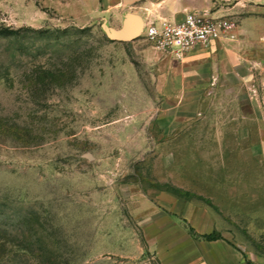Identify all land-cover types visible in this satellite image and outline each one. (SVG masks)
I'll list each match as a JSON object with an SVG mask.
<instances>
[{"label": "rangeland", "instance_id": "374dc122", "mask_svg": "<svg viewBox=\"0 0 264 264\" xmlns=\"http://www.w3.org/2000/svg\"><path fill=\"white\" fill-rule=\"evenodd\" d=\"M76 1L0 0V264H183L204 226L264 264V112Z\"/></svg>", "mask_w": 264, "mask_h": 264}, {"label": "crops", "instance_id": "0c3cea01", "mask_svg": "<svg viewBox=\"0 0 264 264\" xmlns=\"http://www.w3.org/2000/svg\"><path fill=\"white\" fill-rule=\"evenodd\" d=\"M186 13L238 19L234 39L213 40L181 58L183 72L192 82L189 93L207 103L214 97L216 105H227L229 101L235 111L239 110L241 94L247 97L248 110L264 112V6L255 0H77L73 10L60 11L78 22H111L114 30L121 27L125 14L137 16L143 27L146 21L179 22ZM153 51L157 55L165 54ZM143 52L145 56L152 55L151 49ZM197 232L198 241L193 242L198 246V254L184 258L183 264H259L249 260L221 235L214 241L203 240L202 235L218 234L209 226ZM189 244H192L190 238Z\"/></svg>", "mask_w": 264, "mask_h": 264}, {"label": "built area", "instance_id": "2783aa9c", "mask_svg": "<svg viewBox=\"0 0 264 264\" xmlns=\"http://www.w3.org/2000/svg\"><path fill=\"white\" fill-rule=\"evenodd\" d=\"M235 28L228 18L186 13L179 22L146 21L140 35L156 51L181 59L192 49L206 47L213 40L234 39Z\"/></svg>", "mask_w": 264, "mask_h": 264}, {"label": "water", "instance_id": "95a60500", "mask_svg": "<svg viewBox=\"0 0 264 264\" xmlns=\"http://www.w3.org/2000/svg\"><path fill=\"white\" fill-rule=\"evenodd\" d=\"M105 36L115 42H129L137 39L142 30L141 20L132 14H125L118 30L102 26ZM89 158L88 156H86Z\"/></svg>", "mask_w": 264, "mask_h": 264}, {"label": "trees", "instance_id": "16d2710c", "mask_svg": "<svg viewBox=\"0 0 264 264\" xmlns=\"http://www.w3.org/2000/svg\"><path fill=\"white\" fill-rule=\"evenodd\" d=\"M205 241H214L220 238V235L218 234H208V235H202L200 236Z\"/></svg>", "mask_w": 264, "mask_h": 264}]
</instances>
